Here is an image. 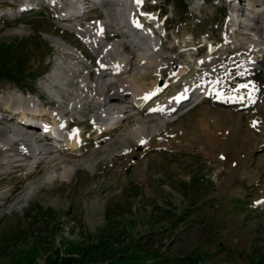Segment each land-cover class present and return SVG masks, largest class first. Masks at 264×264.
Here are the masks:
<instances>
[{
  "label": "rangeland",
  "instance_id": "374dc122",
  "mask_svg": "<svg viewBox=\"0 0 264 264\" xmlns=\"http://www.w3.org/2000/svg\"><path fill=\"white\" fill-rule=\"evenodd\" d=\"M27 1L0 0V116H6L0 127L20 125L17 117L2 110L10 97L19 103L30 100L33 111L45 107L63 116L57 102L49 103L54 97L47 93V76L53 81L50 72L67 71L62 77L69 94L64 97L70 100V92L84 84L87 94L81 101L86 109L63 121L87 119L75 130L85 137L83 150L91 155L100 134L89 127L101 124L95 122L100 111L95 64L107 48L120 60L131 58L132 51L120 44L122 32L111 25L114 21L106 23L109 16L103 9L84 15L82 20L88 15V21L68 29L56 10L64 0L54 7L42 0L33 12L16 17L20 10H31L20 6ZM146 2L151 15L160 17L156 58L168 66V75L186 69L150 108L164 106L193 80L212 90L217 82L229 98L253 89L256 96L250 105L240 99L230 103L195 97L179 111L154 115L143 138L129 131L110 150L101 145L90 158L67 166L64 178V169L46 173L42 164L29 181H22L27 169L17 176L13 164L1 165L8 154L25 158L27 150L21 151L19 143L2 144L0 264H67L64 259L78 253L81 264H264V35L260 38L257 29H248L251 19L242 15L234 30L229 0ZM251 4L246 10L254 15L264 9L255 0ZM101 22L105 25L100 35L92 26ZM21 27L25 33L19 32ZM87 35L100 44L92 46ZM259 39L260 51L253 49ZM244 48L249 53H243ZM143 66L150 68L149 63ZM149 70L156 73L155 68ZM103 73L111 75L110 91L117 90L111 85L113 71ZM100 138L109 142L114 136L104 133Z\"/></svg>",
  "mask_w": 264,
  "mask_h": 264
},
{
  "label": "bare ground",
  "instance_id": "6f19581e",
  "mask_svg": "<svg viewBox=\"0 0 264 264\" xmlns=\"http://www.w3.org/2000/svg\"><path fill=\"white\" fill-rule=\"evenodd\" d=\"M30 1L31 0L25 3H20V6H22L23 8L30 7L31 9L29 11H25V13L33 12L35 10L33 9V6H36L42 0H32V2ZM229 2L233 4L234 8L237 9L235 11H238L239 13V15L236 16V19L230 22V24H234L233 25L234 30L236 29L238 30L240 26H237L238 23L235 22L239 21L238 17H240V15L244 17V13H245L244 5L246 4V0H230ZM57 3H55V6ZM98 4L99 5L96 8V10L101 9L102 7L103 9H106L107 11L106 16L108 15L110 18L108 16L107 17L111 21H114L116 23L113 24L114 23L113 22L111 25L121 30L122 32L121 34L124 38L127 39L135 38L137 40V43H139L137 47L146 44L147 33L144 32L142 28L129 24L128 19L131 15L135 13L142 15L148 23L153 25L155 31L159 29L158 20L160 17H158V20L156 21V17H153L151 15L152 13L150 12V9L147 6L146 0L144 1V4L140 3L137 6L134 4V0H126L125 2L123 0H118V1L104 0L103 2ZM59 6H63V5L61 4L56 6L57 11ZM257 7L264 8L263 5H258ZM141 8H145L149 10V12L146 13L142 11ZM92 10H94V8ZM61 13L62 15L58 17L59 19H63V20L76 19L78 21L82 20L84 15L90 14L89 11L88 13L82 12L80 14L76 13L72 15L68 14L67 11H62ZM263 14L264 12L258 13L257 15H253L254 18H251V21H249L247 25L248 29L250 30L257 29L259 33H261L260 38L262 37V33L264 35V22H263L264 18L263 16L261 17V15ZM21 15H24L22 11L17 17ZM87 18L88 15L84 17V19L86 20ZM121 19H123L124 21ZM104 25H105L104 22H101L99 27L95 26L94 24L92 27L98 28L97 33H100L101 35L103 34L104 31L102 30ZM18 30L19 32L25 33L27 29L21 27ZM94 38H95L94 36L90 37V35H87L85 39L88 42H90V44L93 42L92 46L93 44H97V45L100 44L101 40L99 41L96 38L95 39ZM261 43L259 39L257 46H255L253 49L255 50L259 49L258 44ZM185 46L186 49L192 48L188 44H185ZM263 48L264 47H262V50ZM126 50H127L126 52H128L130 51V48L126 46ZM247 50L249 49L244 48L243 53H247V52L249 53V51ZM260 50L261 48L259 49V51ZM114 52H112L111 49L107 48L103 53L104 54L103 58L99 60V64L97 63L95 64L96 69L93 71L94 75H96V73L99 74V78L95 85V90L98 98V108L100 109V111L95 122L101 124H96L94 126L89 127L90 132L92 133L98 132L100 134L99 137L97 136L98 138L94 143V150H92V154L91 155L89 154V150L87 151L83 150L84 146L82 145L83 144L82 141H84L85 137L82 138V133L80 130H75L76 127L77 128L81 127V124L84 125L87 119L83 121H77L71 118L68 121L66 119L65 123L63 121V118L66 117L68 114L71 115L76 114V112L78 111L80 113L84 112L86 108H84L85 105H82L81 100L85 99L84 95H86L87 92L85 88L75 87L74 90L70 92V96H71L70 100H68V98L66 99L64 96H67L69 93H67V95L65 94L66 92L64 86H67V83L63 82L64 81L63 75H67L66 73L67 71L62 70L61 72H50L51 76L54 79L53 81L51 80V77L49 75L47 76V79L50 82L47 88V93L55 98V101L53 98V100H51V102L49 103L54 104L55 102H57V104L61 106L62 113L64 114L63 116H61V114H54V113L50 114L46 111L45 107H40L41 110L38 111L39 113L33 111L34 104L30 102V100L24 101L25 99L21 103H19L20 101L18 100V98L10 97L8 102L5 103L6 106L3 105L2 110L4 112H8V115H10L12 119H15L17 117V119H19L20 125L19 127H15V128L10 126L0 127V150L2 149L1 147L3 146L2 144L19 143L21 147L20 148L21 151L27 150L26 152L28 155L25 158L15 159L14 158L15 154L10 153L7 155L8 160L3 162L1 166L13 164V168H14L13 171L17 174V176H19L21 170L27 169V165H28L27 161L30 158H32V156H36L38 157L37 158L38 161L36 165L26 170L24 174L25 175L24 179L22 181L24 182L29 181L33 173H35L38 170V167H40L42 164L44 165V169L46 173H49L51 170H55V169L56 170L64 169L62 175L64 178L67 176L69 172L67 166L73 165L84 158L87 157L90 158L95 152L101 150L100 148L101 145H106L107 150H110L114 144L121 143L122 138L125 137L129 131L143 138L145 132L148 131V127L146 123L153 122V119L155 118L154 115L158 116V114H160L161 112L170 113L174 111H179L182 108L186 107L187 104L189 106V103L194 101V98L197 95L196 92H199L201 89L202 85L200 82L196 80L187 81V84L180 89V92H178V94L173 99L169 100L168 103H165V101L162 102L165 103L164 106L150 108V106L153 103L158 101L159 96L162 95L163 91L165 90V86L170 84L171 83L170 81L174 80L175 75L177 74L178 77L181 78L186 73V69H181L177 72L176 70L175 71L173 70L172 75H168L167 74L168 66L161 64L160 60L157 58H148L145 61H143L142 59L137 58L135 53L132 52L131 58L129 59L123 58L120 60V59H115L113 55ZM132 58H135L137 62L135 63L132 62L131 61ZM261 58L264 59V55H262ZM106 63H109L110 65L109 64L107 65ZM145 63H149L150 68L151 67L155 68L156 73L150 71L149 70L150 68L149 69L145 68V70H142V66L145 65ZM106 70L113 71L112 77L115 76V81H113L111 85H113L115 89L117 88V90L115 91H110L108 79L111 78V75L104 74L103 72ZM76 73H78V71ZM153 77H156L157 79H153ZM148 80H151L150 85L149 83H146V81ZM164 81H166V84L162 85ZM65 82H67V79L65 80ZM190 82H194V83H190ZM72 83L69 86H72ZM215 83L216 84L213 85L215 87L213 90L207 88L206 91L207 93L210 94V96H213L214 98L218 99L220 102L228 101L230 103H237V100L240 99L243 100L245 104L250 105L249 103H251L254 97L256 96L255 89H253L249 93H247V95L245 94L244 96L237 95L239 97H234V95H231L232 97L229 98V96L224 95L226 90L225 86L223 85L220 86L221 84H218L217 82ZM101 85H104L105 88V89L103 88L104 91L102 90ZM128 88H130L131 90L129 92H126ZM49 89L50 90L54 89V90L50 91ZM62 90L63 92L61 94ZM79 94L82 95L84 98H82V96L80 97ZM39 96H40L39 98L45 100L44 95L42 96L39 95ZM39 98L37 104L41 103ZM56 98L59 99V102ZM22 103L24 107H20ZM5 117L6 116H0V122H2L3 118ZM47 117H51L52 119L49 118L48 120H46ZM50 121L51 123H49ZM108 121L113 122V125H111L112 123ZM131 123L135 124L133 129L128 128L129 124ZM56 124H59V126H57V128H54ZM70 127H73L72 130L70 131L71 134L70 139L67 142H65L62 140V136H63L62 131L64 128L69 129ZM33 130L42 133L46 137L39 138L37 136L38 138H34L31 133V131ZM104 133H110L111 135L114 136V139L109 142L101 140L100 137ZM84 135L86 136V133ZM120 137L121 139H118ZM3 153L2 155L5 154ZM24 160L25 162L23 163ZM18 190L19 189H16L14 193L8 196V200L6 201V203L14 198Z\"/></svg>",
  "mask_w": 264,
  "mask_h": 264
},
{
  "label": "trees",
  "instance_id": "16d2710c",
  "mask_svg": "<svg viewBox=\"0 0 264 264\" xmlns=\"http://www.w3.org/2000/svg\"><path fill=\"white\" fill-rule=\"evenodd\" d=\"M64 263L67 264H81L82 263V259H81V255L78 253V256H69V258L64 259ZM124 264H133L131 262H125Z\"/></svg>",
  "mask_w": 264,
  "mask_h": 264
},
{
  "label": "snow or ice",
  "instance_id": "6c2138e0",
  "mask_svg": "<svg viewBox=\"0 0 264 264\" xmlns=\"http://www.w3.org/2000/svg\"><path fill=\"white\" fill-rule=\"evenodd\" d=\"M136 2L139 4L142 2V0H136ZM139 26V25H138ZM147 98V97H146ZM141 143H144V141H141Z\"/></svg>",
  "mask_w": 264,
  "mask_h": 264
}]
</instances>
